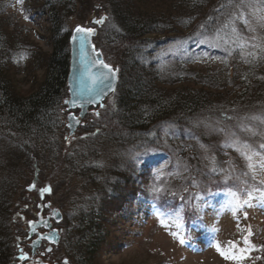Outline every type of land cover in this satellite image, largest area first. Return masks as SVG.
<instances>
[{
	"label": "trees",
	"instance_id": "obj_1",
	"mask_svg": "<svg viewBox=\"0 0 264 264\" xmlns=\"http://www.w3.org/2000/svg\"><path fill=\"white\" fill-rule=\"evenodd\" d=\"M89 1L0 0V137L4 131L12 134L5 135L0 150L9 151L12 144L15 151L16 146L30 151L31 142L39 143L42 134L60 127V137L69 140L62 112L70 63L68 23ZM13 2L22 6L28 22L42 21L48 32L50 53L30 51L28 56L31 72L42 73L28 95L20 92L19 74L10 70L24 66L28 43L18 37L17 23L2 22ZM95 5L94 14L105 20L93 45L118 71V84L100 114L87 113L73 135L90 118L96 137L85 145V139L79 140L74 152L80 151L86 162H73L70 172L88 190L89 184L97 186L101 199L94 209L76 204L74 215L69 212L78 232L72 245L90 260L98 252L101 226L133 200L141 199L149 212L167 220L197 227L202 196L220 190L246 193L240 182L246 171L242 153L255 152L264 160V21L259 19L264 0H96ZM177 44L185 46L168 51ZM61 144L54 145L55 156H39L43 165H59ZM104 145L115 148L114 160L119 157L101 170L95 159ZM20 159H7L1 167L0 264L13 263L17 251L9 236L13 229L25 228L36 211L31 195L23 208L10 202L15 185L8 172ZM33 170L29 183L50 187L53 194V186L37 180L35 165ZM11 173L17 176L16 170ZM191 217L195 219L189 221ZM258 262L264 264V251Z\"/></svg>",
	"mask_w": 264,
	"mask_h": 264
},
{
	"label": "rangeland",
	"instance_id": "obj_2",
	"mask_svg": "<svg viewBox=\"0 0 264 264\" xmlns=\"http://www.w3.org/2000/svg\"><path fill=\"white\" fill-rule=\"evenodd\" d=\"M95 3L96 0H90L89 5L84 8L85 11L78 12L69 20L68 24L71 31L78 25L97 30L98 27L91 25L90 21L92 19L100 20L103 15L100 13L94 14V9L98 6ZM6 14L2 22L17 23L19 28L16 31L20 34L18 37H25L28 43V47L23 48V51H25L22 56L24 66L19 70L14 69V67H12L14 70L10 69L19 74L16 78L20 81V92L28 95L35 90L42 75L40 70L31 72L30 66L32 63L28 60V56L32 52L36 55L38 53L47 55L50 53L47 26L42 21L28 22L22 6L18 2H13ZM97 31L100 32V29ZM184 46L185 44H177L168 51L183 49ZM210 69L214 71L221 70L220 67H211ZM62 112L63 122L66 124L65 118L68 112H65V109ZM97 112L100 114V109H97ZM71 114L77 116L76 112ZM92 126L90 118H87L80 127L79 135L69 138L66 142L64 140L67 137H60L64 133V127H60V129L51 131L49 136L42 134L39 143L36 141L31 142L30 151H25V148L23 149L20 146H16L18 151H15V147L10 143L11 148L9 151L0 150V174H2L1 167H3L2 163L5 160L21 158L14 169L17 176L15 177L11 173L14 170L8 172L13 176L12 180L15 185L10 190V202L13 206L19 205L22 207L29 200L25 188L32 179L34 165L38 170L37 180L42 184L48 182L53 186L54 193L45 202L50 204L51 210L58 211L65 217L68 216V218L57 228L62 230V239L56 251L53 252L52 258L56 260L69 259L70 264H84L85 251L82 255L72 245L74 239L78 236V232L73 230L77 222L69 218L71 217L69 212L77 205L89 206L94 209L95 206H99L101 199L98 196L100 195L99 192L96 191L97 186L89 184L90 190H88L87 184L83 185L82 180L78 181L77 173L73 175L70 172L73 162L78 161L77 164L86 162L80 151H74L77 149L76 146L80 144V139H85L84 144H82L85 145L96 137L93 134ZM5 135L12 136L11 133L4 131V134L0 137L3 141L0 146L7 141L6 138L8 137H5ZM44 139H48V141L43 145L41 142ZM58 143H62V157L60 161L57 160L59 165L56 167L43 165L39 160V156L44 155L42 157L45 160L55 156L53 154L54 145L57 146ZM49 144L52 145L46 147ZM50 148H53L52 152ZM83 150L84 147L81 151ZM98 150L100 151L99 157L95 160L102 165L101 170L114 165V161L116 162L119 157V155H116V160H114L112 154L115 151L114 147L104 145ZM37 151H39V154ZM103 153H106V155ZM247 154L251 156V159H244L246 165L245 177L242 176L240 181L245 184L246 193L238 196L241 201H249L250 207L245 206L243 209L238 210L236 214H233L230 207L232 196L220 190L200 198L199 203L204 204L201 213L196 219L195 216L189 220L193 221L195 219L194 221L198 223L197 227H184L178 221L167 220L157 212H149L143 201L138 199L128 206H124L122 211L113 214L101 226L100 236L104 240L101 241L102 245L96 255L91 257L92 261L89 264H262L258 262L259 250L246 253V259L236 261L222 257L214 246L219 243L221 250L229 253V241H234L239 246V251L246 248L261 249L262 244H264V160L261 157ZM208 160L211 159L208 158ZM249 164L252 165L251 168ZM98 180H96L95 185L99 184ZM35 201L37 202V199ZM73 213L74 211H72ZM245 215L247 218H245ZM31 219H27V223ZM15 220L17 221L16 217ZM64 232L68 234L66 242L63 243ZM18 236H21L20 241H22V237L26 236L24 228L13 229L9 240L14 239V242L16 240L18 244ZM245 239L248 240V244L243 243ZM239 251L237 255H239Z\"/></svg>",
	"mask_w": 264,
	"mask_h": 264
},
{
	"label": "snow or ice",
	"instance_id": "obj_3",
	"mask_svg": "<svg viewBox=\"0 0 264 264\" xmlns=\"http://www.w3.org/2000/svg\"><path fill=\"white\" fill-rule=\"evenodd\" d=\"M255 15V13H253ZM259 19L264 21V16H260ZM103 20H98L94 21V23H102ZM94 30L91 27L85 28L83 26H77L74 29V35L72 36V43L79 44V50L82 54V57L85 56V49L86 46L88 45V37H90L93 34ZM232 32H235V28L232 29ZM227 43V41H225ZM93 51H95L93 47ZM97 57H99V53H96ZM249 55H252V53H249ZM93 69H97V71H93ZM99 69H104L106 71H99ZM78 72H81V75L79 77L80 79V84H81V89L78 91H74L72 93V99L70 100H65L64 103L65 105H71L73 108L76 107L77 102H80L81 107L84 105H90L96 103L97 99L105 93V89L107 88L108 90H111V80L115 78L116 74V69L112 68L110 65L104 63L100 59H95L93 61H90L88 64L83 65L82 69H77ZM85 76L88 81V83H85ZM106 81L108 83H106ZM98 115V113H97ZM68 119L70 123L68 124L69 128H72L75 126V124H78L79 121L76 120L75 115L69 114ZM75 122V124L73 123ZM243 147L247 148V145H244ZM261 148H264V144H261ZM239 150V149H237ZM253 155H257L258 153L253 152ZM242 155L245 156L246 159H251V156H248L245 153H242ZM249 167L251 168L252 165L249 164ZM30 190H35V185H30ZM51 188H44L41 189V196H44L45 194H50ZM232 200L230 202V207L231 211L233 214H236L238 210L243 209L245 206L250 207L251 204L249 201H241L237 193L233 192L231 193ZM43 207V206H41ZM245 218L246 215H245ZM53 219H58V214L57 216H54ZM164 226V225H162ZM38 227H44V228H50L51 226L48 224V222L44 219H39V222L37 223L36 221H30L29 222V228H30V235L29 239H31L33 236H37V228ZM40 239H46L50 243H54L55 241V236L50 235V236H41L39 239H37L32 247L37 248L39 247V240ZM183 243V241H181ZM243 243L248 244V240L245 239ZM215 248L218 249V253L226 258V259H233L236 261H241L243 259H246V253H250L253 250H259V251H264V249H252V248H246L243 251H239V246L236 245L234 241H229V246H230V252L225 253L221 250V247L219 243H216ZM48 251H51V249H48ZM239 251V255H237V252ZM21 255L17 257L18 260L24 261L28 259L27 254L23 253V249H20Z\"/></svg>",
	"mask_w": 264,
	"mask_h": 264
},
{
	"label": "water",
	"instance_id": "obj_4",
	"mask_svg": "<svg viewBox=\"0 0 264 264\" xmlns=\"http://www.w3.org/2000/svg\"><path fill=\"white\" fill-rule=\"evenodd\" d=\"M100 20H103L104 22V17H101ZM94 21H98V20H95V19H92L90 21V24L93 25V26H97L98 28L103 24L102 23H94ZM94 30L93 34L88 37V45L86 46V49H85V56L82 57V54L79 50V44L76 43H72V36L74 35V29L73 31H71V37H70V40H69V54H70V63H69V70H68V75H67V97L65 100H70L72 99V93L74 91H78L81 89V84H80V75H81V72H78L77 69H82L83 65H86L88 64L90 61H93L95 59H100L104 62V59L101 55V52L100 51H97L96 48L94 47L93 45V40L95 39L96 37V34H97V30L92 28ZM93 47L95 49V51H93ZM96 53H99V57H97ZM105 63V62H104ZM93 71H97V69H93ZM99 71H106L104 69H99ZM85 83H88L87 79H86V76H85ZM106 83H108L106 81ZM117 84H118V71H116V74H115V78L111 80V90H108L107 88L105 89V93L102 94L96 101V103L94 104H90V105H84L83 107H81L80 105V102L78 101L77 102V105L76 107H72L71 105H65L64 101L62 102V105L65 107V112H68V115L66 117V128L68 129V136L71 137L74 135L75 131L77 130V128L79 127L80 125V122L84 119V117L86 116V114L89 112L91 113L93 116L97 117V109L101 108L103 106V104L105 103V101L115 93V90L117 88ZM72 112H77V116L76 117V120L79 121L78 124H75V122H73L75 124L74 127L72 128H69L68 127V124L70 123L69 119H68V116L70 113ZM48 188V187H46ZM44 189V188H43ZM26 191L31 193L33 192L34 190H30V186L26 188ZM38 193L41 194V189L38 190ZM51 193V192H50ZM50 194H45L44 197H49ZM42 197V199L44 198ZM44 209L46 210H50V217L53 219L54 216H57L58 214V219H53V221L55 223H58L59 221H61V214L58 212V211H55V210H51L50 209V204L49 203H46L44 205ZM44 220L46 221H50V218L47 217L45 218ZM36 221H39L36 220ZM38 223V222H37ZM50 225V224H49ZM51 226V225H50ZM40 228V227H38ZM28 229H29V232H28V236L30 235V228H29V223H28ZM51 229L50 228H45L46 231H49ZM50 235H54L55 236V241L54 243H50L48 240H46L48 242V244L50 246H57L59 244V240H60V237L58 235V232L57 231H50L48 234L46 235H43V236H50ZM41 237V236H39ZM39 237L37 239H39ZM41 240V239H40ZM39 240V242H40ZM36 241V240H35ZM33 241L30 245L31 249L34 251L36 250L37 248H33L32 245L33 243L35 242ZM48 249H51L50 247H48ZM47 249V251H48Z\"/></svg>",
	"mask_w": 264,
	"mask_h": 264
},
{
	"label": "flooded vegetation",
	"instance_id": "obj_5",
	"mask_svg": "<svg viewBox=\"0 0 264 264\" xmlns=\"http://www.w3.org/2000/svg\"><path fill=\"white\" fill-rule=\"evenodd\" d=\"M41 197L42 196L39 194L38 198H32V202H34L36 211L32 213L31 221H36L38 219H45L49 217L50 210L44 209L45 199L43 200ZM35 199H37V202L35 201ZM36 222H39V221H36ZM47 222L48 224L51 225V229L49 231H46L44 227L37 228V236H33L31 239H29V236H28L29 229H28V223L26 221V225L24 228V233L26 236H24V238L22 237V241H20V238H19L18 244L15 240L16 244L15 243L14 244L16 247L17 255L14 258L12 264H70L69 259L56 260L52 258L53 252L56 251V249L61 243L62 230L57 229L58 227H60L58 223H55L54 221H47ZM55 229H57L58 235L60 237L59 244L57 246H50L45 239H41L39 242V247H37V249L34 251L31 249L30 245L33 241L37 240L39 236L46 235L50 231H54ZM48 247L51 248V251H47ZM20 249H23V253L27 254L28 259L24 261H20L17 259V257L21 255Z\"/></svg>",
	"mask_w": 264,
	"mask_h": 264
},
{
	"label": "bare ground",
	"instance_id": "obj_6",
	"mask_svg": "<svg viewBox=\"0 0 264 264\" xmlns=\"http://www.w3.org/2000/svg\"><path fill=\"white\" fill-rule=\"evenodd\" d=\"M119 133H121V131H118ZM117 132V133H118ZM124 133V140H126V136H125V132H123ZM73 136H71L70 138H72ZM122 138H123V135H122ZM117 142V144H119L120 146H125V141L122 143V142H118V141H116ZM74 159V158H73ZM97 166H99V164L97 165ZM100 167V166H99ZM30 185H35L34 183H29L28 185H27V187H29ZM26 187V188H27ZM26 188H25V192H26V194L27 195H34V196H32L33 198H35V196H36V198H38V195H39V193H38V190H40V189H43L44 187H38V186H36L35 185V190L33 191V192H31V193H29V192H27L26 191ZM46 188V187H45ZM49 188V187H48ZM41 195V194H40ZM51 195H52V190H51V193H50V195H49V198L51 197ZM32 197L30 198V200H32ZM42 197H44V196H42ZM41 197V198H42ZM46 200V199H48V197H44L43 198V200ZM139 199V198H138ZM138 199H135V200H133L132 202H134V201H136V200H138ZM45 204H46V202H45ZM44 204V205H45ZM32 205V203H30V206ZM35 206V205H34ZM34 208V207H33ZM60 213V212H59ZM51 214V213H50ZM50 214H49V218H50V221H53V219L50 217ZM61 214V213H60ZM62 216V215H61ZM62 219H63V217L61 218V221H59L58 222V224L60 225L61 223H63V221H62ZM56 231H57V229H55ZM19 237V236H18ZM19 238H21V236L19 237ZM99 238H100V240H99V243H98V250H99V248H100V246L102 245V242L101 241H103L104 240V238H102L100 235H99ZM96 253L97 252H95L92 256H95L96 255ZM83 254V253H82ZM91 256V257H92ZM90 257L88 256V255H86L85 254V258H84V264H89L92 260H90L89 259Z\"/></svg>",
	"mask_w": 264,
	"mask_h": 264
}]
</instances>
